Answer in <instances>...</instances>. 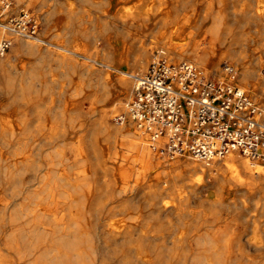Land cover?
<instances>
[{
    "label": "rangeland",
    "instance_id": "374dc122",
    "mask_svg": "<svg viewBox=\"0 0 264 264\" xmlns=\"http://www.w3.org/2000/svg\"><path fill=\"white\" fill-rule=\"evenodd\" d=\"M28 1L12 0V13L22 9L31 11L40 24L39 36L50 37L51 43L42 41L38 50L21 52L7 61L5 57L11 51L10 46L1 56L0 197H9L12 201L7 209V217L31 192L32 186H25L32 180L37 164L38 185L45 171L51 169V174L60 171L61 175H67L71 183L67 188L72 193L79 196L86 193L87 201L82 205V222L91 231L83 240L78 238L74 240V245L70 244L62 257V264H202L200 252L209 250L208 239L232 241V255L236 257L234 262L241 261L249 251L246 248L248 241L253 240L252 243H256L259 249H252L251 253L264 260V198L259 191L236 189L221 192L216 186L201 192L191 190L186 187L187 184L203 177L204 173L191 171L183 163L169 167L156 165L142 176L138 170L142 169L143 158H138L140 151L134 145L138 140L127 133L135 125L128 122L116 124L107 116L108 124L122 129L124 127L127 140L133 143V146H129L123 134L109 136L101 132L100 128L91 134L89 124L83 127L76 124L68 126L63 120V113L76 107L77 100L72 96L75 86L79 83L84 86L87 92L85 108H88V101L93 98L91 90L100 86L101 81H106L107 74L113 73L118 77L123 73L122 70L131 71L142 48L147 49L148 65L156 51L160 50L176 61L188 60L173 57L154 41L156 37L166 38L168 28L185 22L180 18L187 15L194 20L203 11L207 0H184L177 12V21L172 20L165 27L160 18L146 21L148 31H145L140 20L128 17L123 21L115 14L117 10L130 7L146 9L152 2L157 4L158 0H48L45 4L38 1L30 4ZM249 1L255 6L256 0ZM240 2L225 0V6L233 13L226 12V22L234 27L240 21L236 19L240 15ZM166 5L161 7L165 8ZM48 11L51 15L46 20ZM260 22L257 25L250 24L246 29L251 39L250 43L242 46L243 55L247 57L245 60L255 53L253 48L257 46V40L264 39V18ZM149 27H154L153 32L149 31ZM5 36L9 38V35ZM262 49L257 54L264 63V47ZM136 52L140 54L137 56ZM103 57H107V60ZM116 61L125 66L117 65ZM225 62L234 64L228 58ZM146 69L140 71L141 74ZM116 76H112V80ZM235 79V84L241 86L238 73ZM132 80L135 82V78ZM245 90L253 96L252 92ZM130 95L122 97V100ZM252 98L264 108V100ZM114 102L111 101L107 108ZM94 115L97 117L98 112ZM26 116L29 126L23 122ZM7 120L18 121L19 128L5 129ZM48 121L54 124V131L50 139H45ZM34 135L38 140L32 142V139H27V143L23 142L24 136L34 139ZM147 139L151 142L149 135ZM76 143L83 145L84 157H76L75 151H71V146ZM21 151L32 153L33 159L28 165L14 163V158ZM157 152L161 159L170 160L183 156L186 158L188 155L171 157L167 153ZM39 169H42L41 172ZM82 169L87 172L84 170L86 173L79 174ZM175 179L176 184L187 192L185 201L184 198L179 199L177 193L164 190ZM156 180L164 186L163 194L157 200L146 193V186ZM124 186H128L126 191L122 190ZM23 191L26 192L24 195ZM207 198L216 200L217 204L206 203ZM109 219L114 221L119 230L130 225L132 235L113 237L101 226ZM38 235L36 248L29 256L34 262H41L44 252V246L41 245L43 233ZM49 237H46L47 242ZM178 240H185L187 245ZM80 250L82 254L77 256L76 252Z\"/></svg>",
    "mask_w": 264,
    "mask_h": 264
},
{
    "label": "bare ground",
    "instance_id": "6f19581e",
    "mask_svg": "<svg viewBox=\"0 0 264 264\" xmlns=\"http://www.w3.org/2000/svg\"><path fill=\"white\" fill-rule=\"evenodd\" d=\"M34 1H38L40 4L48 2V0H29L28 3L33 4ZM183 3L184 0H158L157 4L152 2L146 9L140 10L130 7L117 10L115 15L123 21L127 20L128 17L133 20H140V22L144 24L146 31V21H155L160 18V22L164 27L172 20L177 21L179 18L177 12L180 10ZM163 4H167L165 8L161 7ZM229 11V8L225 6V0H218V2L207 0L203 11L194 20L189 19L187 15L180 18L188 25H186L185 22L173 25L167 29L168 35L166 38L156 37L154 43L166 49L173 57L188 59V61L196 63L208 73H212L220 79L232 82L233 84H235L236 73H238L242 84L241 86L235 85L243 89H248L252 92V97L264 100V63L257 54L258 51L264 47V39L260 38L257 40V46L253 48L255 53L247 60H245L247 57L243 55L244 49L242 48L243 45L250 43L251 38L248 35V30L246 31L248 26L250 24H260V21L264 18V0H256L255 6H253L249 0H241L240 15L236 18L240 21L235 27L226 22L225 15L226 12L228 13ZM236 12L234 13L236 14ZM50 13V11L46 13V20L49 19ZM169 14L174 15V17H171L172 15ZM229 14L233 13L229 12ZM148 29H150V32H153L154 27H149ZM5 35H9L7 37L12 40V44L10 45L11 51L8 52V55L5 57L7 61L21 52L38 50L40 42L42 41L51 43L50 37H41L39 34L37 36H23L0 27V39ZM261 35L262 34H260V36ZM236 45H241V47L237 48ZM141 50V54L138 53L140 57L137 58L138 61L131 67V71L127 72L121 69L123 73L118 77L113 73L107 74L106 81H101L100 86L91 90L90 95L93 98L88 101L90 106L88 104L87 107L89 109L85 108L87 92L84 86L80 83L75 86L72 96L77 100V104L72 110L63 113L64 124L68 126H74L76 124L79 127L89 124V132L91 134L94 133L95 129L97 131L99 128L101 132L109 136L113 134H123L127 144L133 146V143L129 141V139L127 140V135L123 131L124 127L122 129V127L118 128L115 127V125L113 126V124H108L107 116L110 107L107 108V106L111 101H122V97H128L132 93L134 87V81L132 79H134L136 75H140V71L145 70L148 66L147 49L142 48ZM1 56L2 53L0 52V63L2 60ZM103 58L107 60V57ZM227 58L234 63V77L227 74L222 66ZM115 63L122 67L125 66L117 61ZM106 65L111 66L109 64ZM98 71H100V69ZM112 76H116V78L112 80ZM252 80H256V82ZM83 83L85 84V82ZM87 98L89 97L87 96ZM95 112H98L97 117L94 115ZM23 122H26L25 126L28 125L27 116L23 119ZM128 123L135 125L131 121H128ZM135 126L134 129H128L127 133L134 135L138 140L134 145L138 148V151H140L138 158H143V162L141 163L142 169H140V171L138 170V172L141 173L140 175L149 172V170L156 165L169 167L183 163V165L191 171L199 170L201 173H204L203 177L192 180L187 184L186 187L191 190H198L201 192L203 189H208L211 186H216L221 192L234 191L236 189L238 191L251 189L259 191L264 198V161L252 159L238 151H230L221 159L210 164L192 156L190 157L187 154H185L187 155L186 158H183L185 157L183 156L176 157L174 160L166 158L161 159L162 157H159L160 155L157 154V151L164 154V152L160 151V147L163 146L164 142L158 140V142L154 143L152 139H150L151 142L149 141V143L147 139L148 134L139 130L137 126L135 128ZM4 128L15 130L19 128V123L14 120H7L4 123ZM53 131L54 124L48 121L45 139H50ZM35 137L33 139L31 136H29V138L28 136H24L23 142L27 143V139H32V142L38 140V138ZM89 138L91 137L89 136ZM152 144H156L159 149H154ZM150 148L157 153L152 152ZM71 151H75L76 157H84V148L81 143L72 145ZM58 152L60 151H57V153ZM18 155L14 158L15 164L24 163L28 165L30 160L33 159L32 153L28 151H21ZM37 167L36 164L33 178L30 183H27L25 186H32L31 192L24 196L23 200L16 205V210H14V212H9V218L7 217V209L10 207L12 201L9 197H0V264H62V257H64L66 249L70 244L74 245V240L78 238L83 240L84 236L88 235L91 231V229L89 230L88 226L82 222L84 217L82 205L87 201L85 198L86 193H83L82 196L72 193L67 188L68 185L71 186L67 175H61L60 171H58L59 173L51 174V169L50 171H45L43 177H41L42 183H40V181L38 185ZM39 170L41 172L42 169ZM84 170H80L79 174L81 172L82 174L87 172L86 170V172H84ZM74 185H76V183H74ZM127 187L128 186H124L122 190L126 191ZM163 187L164 186L161 185L159 180H156V182L146 186V193L157 200L163 194ZM130 188L131 187H129V189ZM164 190L177 193L176 195L179 199L187 197V192L183 191L182 188L176 184V179L173 180L168 187H165ZM22 193L24 195L26 192L23 191ZM220 198L223 199V196H220ZM205 202L213 205L217 204L216 200L210 201V198H207ZM221 202L225 201L222 200ZM159 203L164 208L166 207L164 203ZM101 226L113 237L127 234L132 235L130 225L119 230L112 219H109L105 224H101ZM39 233H43V238L41 240V245L44 246L43 258L41 262H34L29 259V256L31 251H34L36 248ZM48 236L50 237L47 242L46 237ZM178 241L185 246L187 245L185 240ZM203 241H205V239H203ZM207 242L210 243L209 250L207 252H204V250L200 252V261L202 264H264V260L261 256L251 253L252 249H259L256 243H252L253 240L252 242L248 241L246 248H248L249 251H247L239 262L233 261L236 257L232 255V241L226 240L218 242L208 239ZM77 249L78 246L76 250ZM76 254L78 256L82 254V251H77Z\"/></svg>",
    "mask_w": 264,
    "mask_h": 264
},
{
    "label": "built area",
    "instance_id": "2783aa9c",
    "mask_svg": "<svg viewBox=\"0 0 264 264\" xmlns=\"http://www.w3.org/2000/svg\"><path fill=\"white\" fill-rule=\"evenodd\" d=\"M12 5V0H0V27L37 36L36 16L25 9L12 13ZM11 44L10 38H1L0 52ZM223 67L235 76L233 65L225 62ZM109 110L113 122L131 121L154 143L163 141L160 151L171 157L188 154L210 164L238 151L264 161V108L243 88L162 50L135 76L129 99L115 101Z\"/></svg>",
    "mask_w": 264,
    "mask_h": 264
}]
</instances>
